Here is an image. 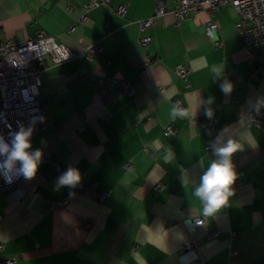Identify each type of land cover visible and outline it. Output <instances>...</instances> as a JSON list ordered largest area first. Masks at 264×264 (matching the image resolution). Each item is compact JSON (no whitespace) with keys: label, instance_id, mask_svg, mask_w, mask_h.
Segmentation results:
<instances>
[{"label":"crops","instance_id":"0c3cea01","mask_svg":"<svg viewBox=\"0 0 264 264\" xmlns=\"http://www.w3.org/2000/svg\"><path fill=\"white\" fill-rule=\"evenodd\" d=\"M87 1L0 0V41L43 33L78 53L93 42L102 47L91 60L72 58L42 72L44 126L31 137L42 162L24 183L25 197L0 196V260L264 264V44L245 48L229 5L190 14L177 26V0H163L167 12L146 30L142 50L139 22L158 0H110L84 11ZM210 20L218 24V47L205 32ZM177 66L188 68L187 78L175 74ZM98 78L125 80L133 93L100 88ZM224 81L232 85L229 95L221 91ZM176 102L183 118L170 115ZM208 108L217 118L211 132L202 127ZM255 112L261 124L250 121ZM218 135L242 148L232 156L233 195L205 218L191 188L212 160L207 146ZM69 166L79 169L81 183L54 190ZM196 219L203 223L193 226ZM183 242L193 254H183Z\"/></svg>","mask_w":264,"mask_h":264},{"label":"built area","instance_id":"2783aa9c","mask_svg":"<svg viewBox=\"0 0 264 264\" xmlns=\"http://www.w3.org/2000/svg\"><path fill=\"white\" fill-rule=\"evenodd\" d=\"M110 0H88L83 5V10L87 11L99 4H106ZM229 5L233 7L239 17L235 22L237 33L241 37L245 48L252 49L264 44V0H177L172 14L175 17L176 25L189 18L190 14L198 11H205L208 14L215 13L221 6ZM116 11L119 14L125 12V7L120 5ZM163 0H158L153 14L139 22L138 38L139 47L144 50L147 48L150 35L147 29L150 28L158 18L166 14ZM84 17H82V20ZM207 36L212 39L214 47H218L221 41L218 37V24L215 20L207 22L205 27ZM102 47L93 42L86 47L83 52H74L63 43H59L53 36L39 34L34 39H28L22 42L5 39L0 41V135L5 139L8 137L10 130H18V124L28 126L29 122L34 121L35 127L33 135L44 126V120L39 100L41 86V75L46 67L59 64L72 58H86L91 60L93 55L100 52ZM148 61V59L146 58ZM188 68L177 66L175 74L182 78H187ZM228 78V77H227ZM96 85L100 88H110L118 86L128 93H133V88L125 80L98 78ZM176 105L181 108L180 103ZM38 118H42L39 122ZM262 113L255 112L252 114L250 121L253 124L262 123ZM217 118H207L205 124H202L206 132H211ZM166 132L174 134V130L167 126ZM32 135V136H33ZM207 150L213 155L211 144ZM25 179L19 178L12 183H6L0 177V196L4 193H14L18 197H25L27 190L24 186ZM160 184L156 185L159 189ZM106 194H101L103 200ZM2 215L0 214V223ZM199 221V223L197 222ZM203 223L202 219H196L192 222L193 226H199ZM216 236L217 232H212ZM3 244L0 242V250ZM184 255L193 254V248L188 242L180 245ZM12 260H0V264H11Z\"/></svg>","mask_w":264,"mask_h":264},{"label":"clouds","instance_id":"9594fccd","mask_svg":"<svg viewBox=\"0 0 264 264\" xmlns=\"http://www.w3.org/2000/svg\"><path fill=\"white\" fill-rule=\"evenodd\" d=\"M220 71L221 68L216 74H219ZM220 88L225 95H229L232 91V85L228 81L222 82ZM170 115L172 119L183 118L185 111L177 105H173ZM206 115L209 118L212 117L211 108L206 110ZM35 119L29 122L27 127L18 124V130H10L7 139L0 135V177L6 183H12L19 178L30 181L38 172L43 152L41 149L32 150L31 137L35 127ZM38 119L39 122H42V118ZM211 148L215 159L207 163L206 170L200 177L198 185L191 188L192 196L202 205L198 212L205 218L214 216L225 207L233 195L231 186L236 180V172L232 156L242 148V143L230 137L224 139L223 135H218L216 140L212 142ZM81 180L82 176L79 169L69 166L57 178L54 190L58 191L65 186L75 188L81 183ZM69 195L71 196V192ZM197 222L199 223V221Z\"/></svg>","mask_w":264,"mask_h":264}]
</instances>
